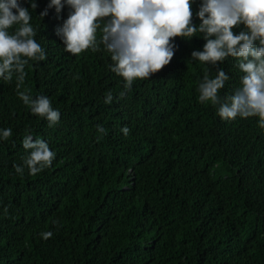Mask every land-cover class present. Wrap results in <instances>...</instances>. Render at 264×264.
<instances>
[{"label":"trees","instance_id":"obj_1","mask_svg":"<svg viewBox=\"0 0 264 264\" xmlns=\"http://www.w3.org/2000/svg\"><path fill=\"white\" fill-rule=\"evenodd\" d=\"M49 2L31 10L47 59L29 61L19 90L48 96L61 121L49 127L31 112L17 74L0 80V127L13 130L0 141V264H264V128L258 117L224 121L198 101L205 73L220 67L230 76L221 96L241 86L235 58L193 60L205 40L177 36L172 61L120 98L125 81L111 54L103 44L66 52L56 28L69 9L40 17ZM26 134L57 154L37 175L14 167L28 154Z\"/></svg>","mask_w":264,"mask_h":264},{"label":"clouds","instance_id":"obj_2","mask_svg":"<svg viewBox=\"0 0 264 264\" xmlns=\"http://www.w3.org/2000/svg\"><path fill=\"white\" fill-rule=\"evenodd\" d=\"M195 0H50L40 17H46L50 8L62 13L65 6L69 15L56 34L64 50L72 55L88 49L99 51L103 44L111 54V70L124 78L123 98L138 79L151 78L168 65L177 50V36L192 38L200 33L205 40L203 49L193 50L191 58L204 64H222L235 58L241 76V86L228 96L220 90L230 79L223 67L214 76L205 73L198 85V101L217 106L224 121L258 117V126L264 128V0H200L195 15L200 23L193 22L192 4ZM27 5H30L28 7ZM37 0H0V80L11 81L17 74V94L31 112L43 117L49 127L61 121V111L53 107L46 95L33 97L29 91H20L29 61L47 59L45 48L36 39L32 11ZM243 26L239 32L234 28ZM98 31L102 36L98 39ZM114 93L108 91L104 102L111 104ZM99 133L107 129L98 124ZM121 132L127 136L131 129L125 125ZM13 135L11 128L0 127V141ZM98 139L100 137H97ZM23 148L28 154L23 164L14 165L23 175L25 167L30 175L50 168L56 152L42 138L33 134L23 138ZM7 210V209H5ZM54 223L60 224L59 220ZM45 240L52 231L40 233Z\"/></svg>","mask_w":264,"mask_h":264}]
</instances>
